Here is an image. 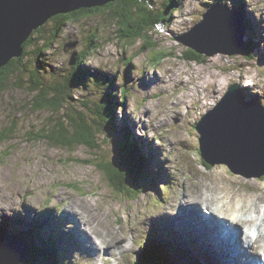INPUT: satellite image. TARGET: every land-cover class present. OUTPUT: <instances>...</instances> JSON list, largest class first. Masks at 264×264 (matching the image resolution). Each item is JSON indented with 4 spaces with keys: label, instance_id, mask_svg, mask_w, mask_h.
I'll return each mask as SVG.
<instances>
[{
    "label": "rangeland",
    "instance_id": "1",
    "mask_svg": "<svg viewBox=\"0 0 264 264\" xmlns=\"http://www.w3.org/2000/svg\"><path fill=\"white\" fill-rule=\"evenodd\" d=\"M142 3L155 15L163 16L165 11V21L161 30L154 28L145 40L134 44L125 37L119 38V26L109 11L66 19L63 30L39 59L36 52L43 42L49 41L46 37L54 35V21L42 24L37 29L43 27L42 32L30 34L32 45L27 48L22 65L29 72L41 68L45 84L64 82L63 78L71 73L69 60L73 52L85 56L80 65L87 72L85 85L72 91L69 108L83 112L95 126L101 106L107 103L115 106L114 129L101 125L96 136L98 148L90 150L73 143L70 147L43 141L47 127L55 120L60 121L61 112L34 111V95L27 83L29 73L26 80L23 78L25 89L11 84L12 80L0 93V225H9L13 233H7L23 242L14 235L16 230L39 229L37 234L45 240L44 243L41 239V243L54 244L49 247L53 255L49 261L56 264H149V259L145 262L142 256L150 250L165 252L169 264H217V261L228 264L221 260L226 256L224 248L229 245L227 237L214 243L207 237L208 229L202 228L197 235L190 218L199 219L201 209L194 205L196 201L188 202L189 196L196 199L194 191L203 187L204 195L206 188L216 192L217 185L212 184L217 183V178L225 183L228 177L238 182L235 190L245 193L249 200L255 199L256 207L264 201V176L246 178L235 174L226 164L210 168L203 165L199 134L195 130L196 123L221 102L233 84L246 101L260 104L264 100V0L212 3L142 0ZM217 3L237 15L236 28L232 30L231 26L228 30L234 41L239 37L244 42L248 37L246 29L238 30L239 18H251L249 37L256 41L257 51L248 48L243 55H201L178 42L177 38L195 43L198 34L192 30L208 29L199 24L203 14ZM222 14L229 16L225 10ZM210 27L213 29L214 25L211 23ZM220 38L223 40L218 44L231 49L229 39ZM72 41L77 42L75 49L63 50ZM216 41L211 37L205 42L217 48ZM149 46L150 49H145ZM102 78L113 80L104 85ZM41 130L46 131L42 134ZM34 134L42 136L31 141ZM125 137L135 144L145 162L142 168L139 156L134 157L137 168L145 173L138 189L133 188L135 192L142 191L137 198L127 197L124 191L115 192L96 166L97 162L120 165ZM136 173L138 170L134 169ZM179 212L184 218L180 221ZM260 221L264 219L257 222ZM251 223L248 221L247 228ZM84 234L92 238L94 245L100 247L103 242L107 247L98 251ZM31 241L30 247L31 243L40 246ZM6 244L15 256L19 255L8 241Z\"/></svg>",
    "mask_w": 264,
    "mask_h": 264
},
{
    "label": "trees",
    "instance_id": "2",
    "mask_svg": "<svg viewBox=\"0 0 264 264\" xmlns=\"http://www.w3.org/2000/svg\"><path fill=\"white\" fill-rule=\"evenodd\" d=\"M106 11H109L116 19V23L119 26V30L117 31L119 38L125 37L132 44L136 43L138 40H145L147 35L151 33L154 28L156 29L157 26H160L159 24L165 21V11L163 16L159 13L155 15L142 3V0H120L119 2L109 4L103 8H95L92 10L82 9L72 14L58 15L51 19V21H54V26H56L54 35L52 33L50 37H46L49 41L43 42L38 48L36 52L37 58L39 59L44 51L48 49L52 41L54 42V38L63 30L62 25H64L66 19L67 21H71L76 20L78 16L81 18L83 16L96 14L102 15ZM245 26L246 29L249 28L247 24H245ZM42 31L43 27L36 33ZM40 40L42 41V38ZM32 41L33 38L31 37L26 41L24 50L19 59L11 60L7 66L0 69V93L9 87L12 80H14V82L11 84H16L19 88L25 89L23 78L26 80L25 75L29 73L30 76L27 83L29 84L28 89L31 94L34 95V111L61 112L60 121L55 120L50 124L47 127V132H45L46 130H41L42 134L45 132L43 136L45 140L43 141L61 146L68 145L70 147L73 143L76 144V146L83 145L90 150L98 148L96 136L101 125L104 124L106 129H114L113 121H115V118H113V112L115 106L113 103H107L101 106V115H99V120L95 122V126L87 121V117L83 112H78L68 107L69 101L73 100L71 99L72 91L85 85L87 72L80 66L81 63L84 62L85 56L80 53L76 56V64L72 66L71 73L63 78L64 82L59 80L55 84H45L40 76L41 68L35 69L34 72H29L22 65V61L28 53L27 48L32 45ZM248 48L252 49L250 41H248L245 51H247ZM145 49H150V46ZM195 54L194 52V55ZM101 80L102 83L106 84L109 79L102 78ZM123 131L121 135H123ZM40 136L42 135L34 134L31 137V141L38 140ZM123 144L124 152L123 158L120 160V162L122 161L120 165H114L113 162H97L96 166L106 176V181L115 192L122 193L124 191L127 197L137 198L142 191L139 189L135 192L133 188L138 189L137 184L145 177V173L142 169L145 168V162H143L144 157L136 149L135 144L127 140L126 137L123 140ZM136 155L139 156L142 168H137L135 165L134 157ZM203 165L206 168H210L204 162ZM134 169H137L138 173L134 174ZM3 225H0V235L7 232L11 234L12 231L8 229L9 225ZM37 231H39V229L16 230L14 232V235L21 237L24 242L28 243L29 240H32L31 242L36 241L38 242L37 244L40 245L37 248L35 243L30 244L32 246H29L30 258L25 264H56L54 260L49 261V258L53 257L49 248L52 242L49 245L41 243V238L37 234ZM149 257L151 258L152 264H169L166 261V258L169 256H166L165 252L150 250L149 256L147 253H144L142 259L148 262Z\"/></svg>",
    "mask_w": 264,
    "mask_h": 264
},
{
    "label": "water",
    "instance_id": "3",
    "mask_svg": "<svg viewBox=\"0 0 264 264\" xmlns=\"http://www.w3.org/2000/svg\"><path fill=\"white\" fill-rule=\"evenodd\" d=\"M120 0H0V69L7 66L11 60L19 59L23 51L22 44L30 38V34L44 23L51 21L58 15L72 14L80 10H92L95 8H103L109 4L119 2ZM217 10H220L216 12ZM229 13V16L235 14L233 11L228 12L224 5H213L203 15V20L199 25L207 26L208 29L203 31L192 30L193 33L203 36L210 33L211 37H216L210 24L214 25L217 18L228 17V14H222L223 11ZM213 12L212 16L210 15ZM234 23L230 20L227 30L236 28L237 20ZM162 25V24H160ZM198 25V23H197ZM208 31V32H204ZM226 38V37H223ZM227 39V38H226ZM241 39V38H240ZM238 37V41L228 40L229 46L232 44L235 48L228 49L225 55H243L245 52V44ZM178 42L186 48L196 49L201 55L203 51L210 46L205 41L198 43L197 47L185 39ZM223 40V39H222ZM231 41V43H230ZM77 42H69L65 44L63 50L73 51ZM64 51V52H65ZM65 52V53H67ZM221 53V50L214 51L213 56ZM77 53L73 52L70 56L69 65L75 66ZM238 102L239 108H229L230 103ZM222 107V108H221ZM246 108V109H245ZM251 110V115L245 110ZM211 122L209 126L204 120ZM218 119H236L242 126L241 133L236 131L233 124H229L226 133L232 138L231 149L239 151L233 159L228 156L226 147L223 145L216 146L212 142L219 135V131L212 132L211 127H215ZM203 123L206 127H201ZM264 107L257 102H248L243 98V94L239 87L235 84L227 88L221 102L215 108L208 111L202 116L200 121L196 123L195 129L199 134V150L202 159L209 166L216 164H226L235 174L242 175L246 178H260L264 176ZM224 138V137H223ZM229 148V149H230ZM222 162V163H221ZM237 168L239 171H234ZM218 237L222 232H218ZM6 241L12 249L19 252L15 256L6 246ZM29 247L18 237L9 234L0 237V264H20L29 259Z\"/></svg>",
    "mask_w": 264,
    "mask_h": 264
},
{
    "label": "bare ground",
    "instance_id": "4",
    "mask_svg": "<svg viewBox=\"0 0 264 264\" xmlns=\"http://www.w3.org/2000/svg\"><path fill=\"white\" fill-rule=\"evenodd\" d=\"M218 5H221V4H218ZM211 14H213V12ZM235 16H237L236 13L233 14L232 16H228V17H224V18H217L215 20L214 28L212 30H209V31L215 32V34H216L215 40H217L215 43L218 46H217V48H212L213 46L210 45L205 49V51H203V53H205L207 55H211L213 53L210 51L213 49H214V51L221 50V53H219V54H227V52H233V51H227L224 47H222L223 45L218 44V43L222 40L220 38L221 36L226 37L227 39H229L231 41H234V37L231 34V31H228L227 28H228L230 20H232L234 23H236L235 22L236 21ZM239 21H240V23L238 25V30H240V27L243 30L246 29L245 24H247L249 27L245 31L248 34V37L244 41L246 43L243 42L245 44V48H247L248 41H250V44L252 46V50L257 51V46L255 44L256 41L249 37V31L248 30L249 29L251 30V28H252V25H250L251 18L249 16H244L241 19L239 18ZM204 32H208V31H204ZM203 36H206L207 38L203 37ZM203 36L198 34L197 37H195L196 39H194V42L200 43L201 41H207V39L211 38V34L209 32L204 34ZM229 47L231 49L235 48L232 44ZM21 54H22V52H21ZM108 79H109L108 83H106V84H111L113 78H111V79L108 78ZM103 84L106 85L105 83H103ZM246 96H247V93H246ZM228 107L229 108H233V107L239 108V104H238V102L230 103L228 105ZM245 111L249 112L251 115H254L251 110H245ZM204 121L206 123H208L207 126H209L211 124V122H208V120H206V119ZM229 124L235 125L236 131L238 133H241L242 126L240 125V123L236 119H228V120L218 119L215 122V127L213 128L210 126V129L212 132L219 131V135L213 140L212 143L214 145H217V146L223 145L224 147H226V151L230 154L229 156L231 159V156L234 157V155H237L239 153V151L233 150L230 148V146L232 144V138L229 134L226 133V130H225L226 128H228ZM200 125L203 129L206 127L203 123H201ZM263 127H264V125H263ZM231 150L234 151V154L230 153ZM143 152L145 153V151H143ZM146 162H147L146 164H148L147 168H149L150 167L149 163H148V161H146ZM237 183L238 182L233 181V180L229 179L228 177H227V181L225 183L221 179L218 181V178H217V183H213L212 185L216 184L218 191L214 192L213 190H209L208 188H206V194L205 195L201 191L202 189H204V187L202 189H200L199 191H194V195L197 194L196 199H198L200 202H198L196 199H194V196H193V198L189 196L190 200L188 202H190V201L195 202L196 201V203H194V205L196 207H199L201 209V211H200L199 219L193 218V217H191L190 219H192L195 227L197 228V232H196L197 235H199V233H200L199 232L200 228H202L204 230L208 229L207 233H212V234L217 229H223V231H225L226 233H230V234H232L233 231L239 232V234L234 238V240L230 239V242H232V244L234 245V249L233 248H231V249L227 248V249L223 250L224 253H226L232 257V259L234 260L233 264H262V262L260 261V258L258 256H253V254L258 253V251L261 248H264V222L259 223V222H257L258 221L257 219L253 218V216L251 215V212L253 210H256L258 213L259 207H256V205L254 204L255 199L249 200L245 197L244 192H243L244 194H241L237 190V188H236V190L234 189V187ZM212 185H209V186H212ZM192 195H193V193H192ZM237 201H239L242 205L239 212L236 211ZM256 201H259V200H256ZM184 202L187 204V201H184ZM262 203H264V201H262ZM218 205H222V207H218ZM202 208L206 209L207 211L204 212L202 210ZM209 209H215V211L211 210V212L209 214ZM201 212H202V214H201ZM205 213H207V214H205ZM233 215L237 216V222L231 221L230 217H232ZM175 217H176V214L173 218L175 219ZM178 217H179V219H177V220L180 221L183 218V214L181 212H179ZM223 219H227L228 221L223 220ZM248 221L252 222L249 225V228H247L248 226H246ZM253 232H256L258 234L255 237V239L252 241L253 243H255L256 248L253 249L252 252H250L248 249L249 253L247 254V256H245L246 257L245 258L244 255L246 253V249L242 246L240 237H241V235H243L245 240H249L251 233H253ZM84 236L86 239H89L90 245L93 246L94 241L92 240V238L90 237L91 238V240H90V238L87 236V234H84ZM40 238L45 243V240L42 237H40ZM47 244H49V242H47ZM52 245H54V244L52 243ZM94 246H96V249L100 252L104 251L102 249H105L107 247V245H105L103 242L100 243V247H98L97 244ZM57 248H58V246H56V244H55V251L57 250ZM146 253L149 256L150 251H147ZM250 254H252V256ZM245 259L246 260L250 259V260H249V262H247V261L245 262ZM149 264H152L150 257H149ZM217 264H222V263H221V261L220 262L217 261Z\"/></svg>",
    "mask_w": 264,
    "mask_h": 264
},
{
    "label": "clouds",
    "instance_id": "5",
    "mask_svg": "<svg viewBox=\"0 0 264 264\" xmlns=\"http://www.w3.org/2000/svg\"><path fill=\"white\" fill-rule=\"evenodd\" d=\"M213 0H209V3H212ZM232 7V4L229 3V8ZM65 59H67V57H65ZM260 106L264 107V100L260 101ZM218 207H222V205H218ZM242 205L239 201H237V206H236V211L239 212L241 209ZM212 211H215V209H212ZM207 214V213H205ZM251 215L253 216L254 219H264V203L259 204V212L257 213L256 210H253L251 212ZM232 222H237V216L233 215L232 217H230ZM258 234L256 232L251 233L250 239L249 240H245L244 236L241 235L240 240L242 243V246L246 249H249L250 252H252L253 249L256 248L255 243H253L252 241L255 239V237ZM97 243H99V241H97ZM253 256H258L260 258V261L262 262V264H264V248H261L258 253H254Z\"/></svg>",
    "mask_w": 264,
    "mask_h": 264
}]
</instances>
